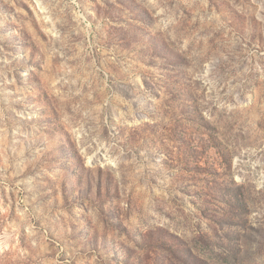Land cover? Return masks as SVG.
Listing matches in <instances>:
<instances>
[{
	"label": "rangeland",
	"instance_id": "1",
	"mask_svg": "<svg viewBox=\"0 0 264 264\" xmlns=\"http://www.w3.org/2000/svg\"><path fill=\"white\" fill-rule=\"evenodd\" d=\"M0 264H264V0H0Z\"/></svg>",
	"mask_w": 264,
	"mask_h": 264
}]
</instances>
